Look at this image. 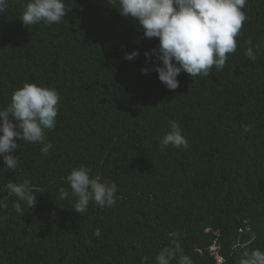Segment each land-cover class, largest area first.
<instances>
[{
	"label": "trees",
	"instance_id": "trees-1",
	"mask_svg": "<svg viewBox=\"0 0 264 264\" xmlns=\"http://www.w3.org/2000/svg\"><path fill=\"white\" fill-rule=\"evenodd\" d=\"M27 0L0 13V107L25 82L60 93L56 128L20 143L18 168L0 158V264H141L178 232L193 264H239L245 249L264 251V0H247L248 20L222 71L193 80L181 73L169 90L141 72L158 39L118 13V0H65L58 24L26 28ZM261 43L255 61L246 41ZM138 50L132 61L125 53ZM177 121L186 149L159 142ZM247 126V130H245ZM81 165L117 184L112 207L94 202L80 215L67 175ZM31 181L32 208L17 213L4 187ZM101 230L97 237L95 232ZM175 264V261H173Z\"/></svg>",
	"mask_w": 264,
	"mask_h": 264
},
{
	"label": "clouds",
	"instance_id": "clouds-1",
	"mask_svg": "<svg viewBox=\"0 0 264 264\" xmlns=\"http://www.w3.org/2000/svg\"><path fill=\"white\" fill-rule=\"evenodd\" d=\"M247 0H118V13L135 22L142 30L143 38L158 39V45L144 53L146 65L144 74L154 71L167 89L179 87L177 77L183 72L193 80L209 77L213 68L222 71L229 54L237 50V38L248 20L244 11ZM9 0H0V13L7 10ZM68 13L65 0H27L23 7L21 23L26 27L40 23L51 25L64 20ZM245 55L255 61L261 43L246 42ZM139 55L134 49L125 53L124 59L132 61ZM60 93L57 89L25 82L14 90L10 103L0 107V158L4 168L15 172L18 168L17 149L20 143H39L41 152L48 154L53 144L47 141V132L56 128L59 113ZM247 130V126H245ZM161 151L169 147L186 149L189 141L177 121H169V130L159 142ZM71 192L60 189V198L75 197L73 210L84 214L94 202L100 208L112 207L117 200V184L92 174V169L81 165L71 169L67 175ZM8 196H15V211L22 214L21 203L32 208L37 196L31 188V181L9 180L4 186ZM6 198L0 199V209H7ZM4 219V217H0ZM95 235L99 237L101 230ZM173 238L170 246L162 247L152 264H193L189 255L184 254L180 234L170 232ZM141 264H149V257L141 258ZM239 264H264V251L259 248L245 249L240 253Z\"/></svg>",
	"mask_w": 264,
	"mask_h": 264
}]
</instances>
